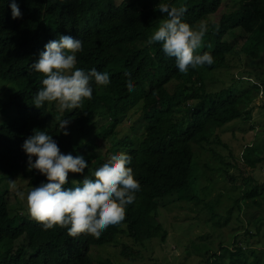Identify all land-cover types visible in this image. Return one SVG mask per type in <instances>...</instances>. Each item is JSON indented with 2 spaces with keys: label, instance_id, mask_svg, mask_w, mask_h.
Returning a JSON list of instances; mask_svg holds the SVG:
<instances>
[{
  "label": "trees",
  "instance_id": "16d2710c",
  "mask_svg": "<svg viewBox=\"0 0 264 264\" xmlns=\"http://www.w3.org/2000/svg\"><path fill=\"white\" fill-rule=\"evenodd\" d=\"M10 3L0 0V80L17 88L5 91L8 100L0 102V112L5 108L14 111L0 120V172L9 178L28 177L32 188L46 182L35 169L29 171L22 148L34 130H41L53 137L61 152L82 155L88 162L83 174L69 173L65 187L79 185L111 155L124 152L132 157L128 166L141 188L135 202L127 206L123 222L110 226L99 238L86 234L73 238L64 228L44 230L31 217L28 205H21L12 215L6 186L0 190V264H98L91 246L111 244L123 232L135 245L159 235L165 237L161 209L182 199L208 211L206 216L196 215L207 227L206 232L185 243V247L193 244L190 247L195 249L207 248L199 250L202 264H264V250L248 248L253 238L248 234L264 227V215L258 212L262 222L253 229L251 226L250 231L246 229L243 242L235 240L234 247L219 242V250L211 251L209 227L221 213L216 209L220 201H204L206 193L202 195L205 188L200 178L209 165L204 164L203 169L193 146L194 142L202 143V147L206 144V151L217 156L219 150L214 151V146L222 141L216 130L236 119L249 118L254 99L260 95L264 114V0H16L22 13L17 19L12 18ZM160 3L186 6L182 22L194 28L201 22L207 24L208 31L197 52L210 53L213 64L190 68L183 74L159 42L146 43L165 18L166 14L158 10ZM223 6L227 11L211 20L210 16ZM230 34L232 39L228 38ZM60 35L82 41L78 68L86 72L95 68L110 77L107 86L93 81L92 99L85 100L79 109L63 113L52 109L53 103L35 108L33 97L42 87L43 77L31 67L44 46ZM231 54H242L241 61L252 62V66L241 63L247 78L232 75L230 83L215 86L213 72L230 69ZM125 72L131 76H125ZM129 79L135 85L132 92L127 89ZM130 111L145 125L143 139L127 136L130 129H120ZM57 117L69 119L68 135L59 128ZM135 119L130 127L137 125ZM262 152L264 137L256 145H247L243 154L250 166H256L262 159L253 155ZM32 159L35 162L36 158ZM239 197L237 201L232 199L234 211H242ZM246 198H251L248 206L262 208L264 183L246 190L241 199ZM255 217L247 218L248 222L253 225ZM122 253L132 261L140 255L138 249L126 244ZM101 264L112 263L106 260Z\"/></svg>",
  "mask_w": 264,
  "mask_h": 264
},
{
  "label": "clouds",
  "instance_id": "9594fccd",
  "mask_svg": "<svg viewBox=\"0 0 264 264\" xmlns=\"http://www.w3.org/2000/svg\"><path fill=\"white\" fill-rule=\"evenodd\" d=\"M10 8L13 19L22 17L16 0H11ZM158 10L166 15L146 41L148 45L159 42L163 52L175 58L176 66L183 74H187L190 68L213 64L210 53L197 52L208 31L206 23L201 22L194 28L182 22L187 11L184 5L160 3ZM82 50V41L71 35H60L44 46L38 60L31 64L43 77L42 87L33 97L35 108L41 109L47 102L55 103L61 113L79 109L85 100L92 99L93 81L99 86L110 84L108 73L95 68L86 72L77 67V53ZM124 75L130 77L131 73L125 72ZM127 89L129 92L135 90L131 79ZM57 119L63 134L68 135L69 119ZM22 148L28 157L29 171L35 169L46 177V182L27 193L29 213L44 230L59 227L67 229L73 238L82 234L99 238L110 226L125 220L126 208L135 202L136 193L141 188L133 169L128 166L132 161L129 154L118 152L111 155L95 170L94 178L85 175L79 185L65 187L69 173L83 174L88 168L84 156L62 153L53 137L41 130H34ZM17 195L24 199L23 192Z\"/></svg>",
  "mask_w": 264,
  "mask_h": 264
},
{
  "label": "rangeland",
  "instance_id": "374dc122",
  "mask_svg": "<svg viewBox=\"0 0 264 264\" xmlns=\"http://www.w3.org/2000/svg\"><path fill=\"white\" fill-rule=\"evenodd\" d=\"M224 11H227L225 6L217 14L211 15L210 19L217 20ZM232 37V34L228 36L230 39ZM230 57V64L232 65L230 69H221L213 72L214 76L212 78L217 80L215 86H219L222 82L230 83L232 75L247 78V74L241 71V63L245 66H252V62H248L244 58L241 61L240 57H243L242 54H231ZM205 73L211 74L209 71ZM247 83L249 84V82ZM14 86L11 82L8 84L7 81L0 80V102L4 103L8 100L5 91L12 89ZM16 88L14 87V89ZM2 89L4 92L1 91ZM261 97L260 95L254 99L253 111L249 118L236 119L216 130L222 141L217 147L214 146V151L219 150L217 151L219 152L217 156H213V153L206 151L205 143H203L205 144L204 147L201 146L202 143H193L194 150L202 163L203 169L205 168L204 164L208 163L209 165L205 168V174L203 172L200 178L202 179V186L205 188L202 191V195L206 193L203 196L204 201H210L211 203H216L217 199L220 201L219 204H216V209L220 210L221 213L216 219L211 221L209 227L212 229L211 251L219 250V242H223L230 247H234L233 242L235 240L243 242L246 236L244 235L246 229L250 231L251 226L253 229L262 222L263 216L258 213L264 215V203L261 204L262 208L257 209L258 207L248 206V203H251V198L241 199L245 191L249 190L253 185L264 183V152L260 156L257 154L253 155L262 159L256 166H250L246 156L243 154L247 145H256V141L264 137V128L262 126L264 114L263 108L260 106ZM53 105L54 108L52 109L58 110L57 105L55 103ZM13 113L14 111L10 108L3 109L0 112V120L9 118ZM139 113L136 114L138 115ZM129 115L130 117L125 119L122 126H120L121 131L127 132L130 129L127 136L143 139L145 125H141L138 118L135 119L136 116L132 115V111H130ZM134 119L137 125L130 127ZM65 152V150L62 151L64 154ZM86 175L89 178L94 177L93 173ZM243 176H247L248 179H243ZM28 182V177L24 178L21 175H16L9 178L6 173L0 172V190L6 186L9 188L12 215L17 213L21 205H27V193L32 189ZM18 192L24 193V199L17 195ZM193 192H197V190L194 188ZM238 197L240 198L239 203H241L242 211L240 209L237 210V207L235 208L237 211L232 209L231 203L237 201ZM246 210L254 213H243ZM240 213L246 220L243 221ZM207 214L208 211L206 209L188 199L177 200V202L161 209V220L166 231L165 237L159 235L146 240L143 245H135L127 232H123L111 244L92 245L91 254L98 264L106 260H109L112 264H202V255L199 250L205 251L207 248L195 249L190 247L193 244L185 247V243L188 239H197L206 232L207 227L201 223L200 218L196 217V215L206 216ZM251 216H256L253 220V225L248 222ZM256 231L258 233L253 234L252 230V234H248L249 238H253L250 245L247 246L248 248L264 250V227H260V230L256 229ZM124 244L131 245L134 249L140 251V255L135 261L125 257L122 253ZM189 252L192 254L188 255Z\"/></svg>",
  "mask_w": 264,
  "mask_h": 264
}]
</instances>
